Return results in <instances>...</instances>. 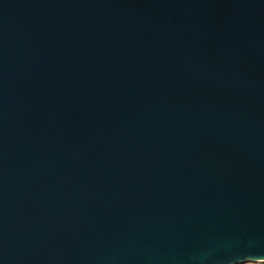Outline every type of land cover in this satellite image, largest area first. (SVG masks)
<instances>
[{"label": "water", "instance_id": "water-1", "mask_svg": "<svg viewBox=\"0 0 264 264\" xmlns=\"http://www.w3.org/2000/svg\"><path fill=\"white\" fill-rule=\"evenodd\" d=\"M264 264V0H0V264Z\"/></svg>", "mask_w": 264, "mask_h": 264}, {"label": "rangeland", "instance_id": "rangeland-1", "mask_svg": "<svg viewBox=\"0 0 264 264\" xmlns=\"http://www.w3.org/2000/svg\"><path fill=\"white\" fill-rule=\"evenodd\" d=\"M247 264H252V263H247Z\"/></svg>", "mask_w": 264, "mask_h": 264}]
</instances>
